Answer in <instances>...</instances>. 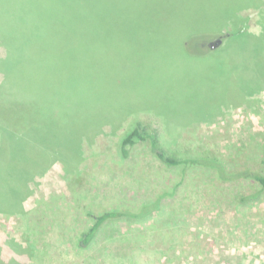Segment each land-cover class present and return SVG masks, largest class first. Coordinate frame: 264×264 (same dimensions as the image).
Masks as SVG:
<instances>
[{
	"label": "trees",
	"instance_id": "1",
	"mask_svg": "<svg viewBox=\"0 0 264 264\" xmlns=\"http://www.w3.org/2000/svg\"><path fill=\"white\" fill-rule=\"evenodd\" d=\"M149 1L0 0V46L5 50L0 56V213L24 221L33 234L25 239L27 247L12 256L14 264L22 255L23 264H45L52 248L48 241L69 231L72 221V209H59L54 201L45 204L48 209L33 211L42 215L40 220H28L23 203L32 179L58 162L77 198L76 182L91 175L90 158L107 129L118 134L115 151L121 160L137 144L149 142L164 169H180L181 175L190 169L214 172L222 182L251 181L259 189L245 201L264 193V173L257 169L230 171L212 152L192 146L188 154L178 155L169 147L185 124L207 121L233 105L224 100L232 69L225 66L221 51L233 41L256 37L248 31L247 11L258 10L264 22V0H184L178 6L161 0L153 7ZM162 19L171 31L162 29ZM160 67L182 69L187 83H178L182 77L158 81ZM221 77L223 81L217 80ZM201 84L204 100L196 89ZM117 86L128 92L120 94ZM143 91H155L156 100L140 101ZM257 93L243 90L247 104ZM115 159L116 153L113 159H97L94 166L111 173ZM164 197L140 209H75L89 223L70 237L77 248L87 250L108 232L114 235L123 222L147 221L161 209ZM1 234L0 259L3 245L13 244Z\"/></svg>",
	"mask_w": 264,
	"mask_h": 264
},
{
	"label": "rangeland",
	"instance_id": "2",
	"mask_svg": "<svg viewBox=\"0 0 264 264\" xmlns=\"http://www.w3.org/2000/svg\"><path fill=\"white\" fill-rule=\"evenodd\" d=\"M168 2L170 6H178L184 0ZM149 3L153 7L162 1ZM247 15L248 31L258 38L233 41L221 51L225 66L232 69L225 82L229 92L224 100L232 101L233 105L207 121L185 124L177 130L176 143L169 147L171 152L183 155L196 146L226 161L230 171L250 168L264 173V22L258 10L249 9ZM161 24L163 30H172L166 19ZM4 54V47L0 46V56ZM157 73L160 82L185 75L177 67H160ZM183 81L187 83L184 77L178 83ZM204 86L196 85L201 100L205 98ZM245 89L258 91L249 104L243 96ZM117 90L120 94L128 92L125 86H117ZM187 90L186 97H189L190 89ZM156 97L155 91H143L138 98L152 103ZM197 106L200 104L191 105ZM109 131L101 135L95 155L90 158L88 173L91 175L76 182L79 204L58 162L44 174L36 175L29 184L23 203L25 211L30 213L28 220H40L42 215L33 211L48 209L45 204L53 201L59 209H72L70 230L59 231L52 240L48 236L52 248L43 263L82 264L86 257L91 258L89 264H264V193L258 198L243 200L257 192L255 183L222 182L214 172L199 169H190L185 175H181L180 169H164L152 154L149 142L137 144L130 151V157L121 160L118 148L115 151L118 134L112 135ZM115 153L114 172L106 173L102 167L94 166L97 159H113ZM161 194L165 195L161 209L154 211L151 218L140 224L123 222L114 235L108 232L87 250L77 248V240L70 237L89 223L84 212L79 211V216L75 209L93 213L126 207L140 209ZM74 216L78 218L73 219ZM25 229L24 221L0 213V233L13 241L11 247L3 245L0 264H14L12 256L27 247L25 239L33 234ZM35 230L42 233V229ZM24 256L16 264H23Z\"/></svg>",
	"mask_w": 264,
	"mask_h": 264
}]
</instances>
